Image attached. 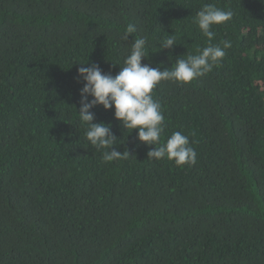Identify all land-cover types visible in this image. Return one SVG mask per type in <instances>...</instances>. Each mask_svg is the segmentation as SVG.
Masks as SVG:
<instances>
[{"label":"trees","instance_id":"trees-1","mask_svg":"<svg viewBox=\"0 0 264 264\" xmlns=\"http://www.w3.org/2000/svg\"><path fill=\"white\" fill-rule=\"evenodd\" d=\"M208 3L233 12L212 28L220 65L153 90L161 143L183 132L196 163L147 158L96 106L129 153L104 162L75 111L80 64L115 76L145 37L142 64L174 67L208 45ZM0 264H264V0H0Z\"/></svg>","mask_w":264,"mask_h":264},{"label":"clouds","instance_id":"clouds-1","mask_svg":"<svg viewBox=\"0 0 264 264\" xmlns=\"http://www.w3.org/2000/svg\"><path fill=\"white\" fill-rule=\"evenodd\" d=\"M233 12L223 10L214 4H204L197 12L195 23L199 31L208 40V45L199 49L197 54H190L186 59H178L175 66L161 70L142 64L147 59V39L138 37L132 40L129 55L124 60V66L115 76L104 73L101 68L88 63H81L75 77L83 86L79 89V110L75 108L79 123L84 127L85 139L97 151H102L104 162L126 159L128 151H116V135L111 125L104 122H94L92 111L96 106L104 110H113V118L119 122L121 129L136 130L137 140L145 146H153L147 152V158L154 160L167 159L176 166L196 163L197 152L191 146L189 136L181 131H174L161 143L165 131V117L162 106L153 98V90L162 81H173L178 84H189L194 79L204 76L220 65L225 57V49L231 47L230 41H224L223 47L212 44L214 38L213 26L226 24L231 21ZM136 31L134 24L129 23L123 39ZM176 45L175 38L170 34L161 43L160 50L171 49ZM114 65V64H113ZM111 149V150H110Z\"/></svg>","mask_w":264,"mask_h":264}]
</instances>
